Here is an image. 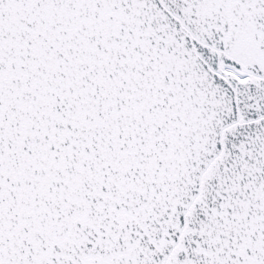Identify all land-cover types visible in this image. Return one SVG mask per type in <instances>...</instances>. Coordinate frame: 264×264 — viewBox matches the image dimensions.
Returning a JSON list of instances; mask_svg holds the SVG:
<instances>
[{
    "label": "snow or ice",
    "instance_id": "obj_1",
    "mask_svg": "<svg viewBox=\"0 0 264 264\" xmlns=\"http://www.w3.org/2000/svg\"><path fill=\"white\" fill-rule=\"evenodd\" d=\"M0 264H264V0H0Z\"/></svg>",
    "mask_w": 264,
    "mask_h": 264
}]
</instances>
